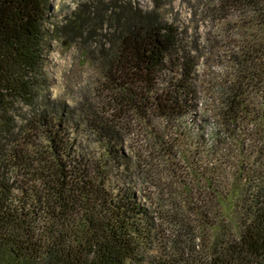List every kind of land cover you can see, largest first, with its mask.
Returning a JSON list of instances; mask_svg holds the SVG:
<instances>
[{"label": "trees", "instance_id": "obj_1", "mask_svg": "<svg viewBox=\"0 0 264 264\" xmlns=\"http://www.w3.org/2000/svg\"><path fill=\"white\" fill-rule=\"evenodd\" d=\"M50 2L0 0V138L13 142L0 146V264H264V0H209L225 44L204 120L200 50L158 0L150 10L112 0L103 15L112 112L56 107L44 94ZM92 14L79 17L77 39L98 24ZM21 106L34 112L17 136ZM132 122L166 163L191 172L192 198L160 219L134 194L124 139ZM146 177L173 193L175 181ZM156 240L165 253L146 261Z\"/></svg>", "mask_w": 264, "mask_h": 264}, {"label": "rangeland", "instance_id": "obj_2", "mask_svg": "<svg viewBox=\"0 0 264 264\" xmlns=\"http://www.w3.org/2000/svg\"><path fill=\"white\" fill-rule=\"evenodd\" d=\"M110 1L112 0H51L50 2L46 23L49 47L45 72L47 87L44 94L58 108L63 105L68 111L75 113L92 108L105 117L112 112L113 108L105 87L102 59L99 55L100 48L107 43L106 38L100 35L108 33L106 30L109 26L102 18L109 8ZM126 1L150 10L154 8L157 0ZM158 2L163 5V13L166 17L178 21L187 43L192 48L200 50L201 68L197 77L198 115L201 120H204L210 114V109L214 107L213 95L217 91L215 81L218 75L222 76L223 73L217 62L224 54L223 45L225 44L217 40L216 36L220 16L215 15L210 6H207L209 0H158ZM97 12L101 14L99 15L101 18L97 20L96 26H91V34L77 39L79 33L82 34L78 25L80 21L83 17L87 15L91 17L90 14ZM206 109H208L207 113H205ZM33 112L29 107L21 106L20 110L13 115L15 128L18 129L17 136L22 134V128L26 125V121L33 117ZM124 136L127 141L128 155L132 159L131 183L138 202L150 207V210L160 219L161 214L165 216L167 210H170L171 203L183 204L185 200L192 198L188 182H186L191 172L185 168V163H180L178 166L166 163L167 158L160 153L158 147L152 145L149 130L144 128L143 124L132 122L124 131ZM17 140L20 142V139ZM88 140L91 141L90 149L96 152L95 137L91 135ZM12 145L11 140L6 141L5 138H0L1 148H11ZM151 171L165 184L175 181L173 193L157 187L155 180V184H152L146 177ZM233 201L234 196L224 201L223 208L227 216L232 213ZM168 202L170 204L166 205ZM161 229L157 231L158 238L164 240L169 237V234L165 232L166 227L163 226ZM156 242L150 245L151 249H148L147 253L143 252L146 261L154 262L155 257L159 260L160 254L165 253L159 248L162 241L156 240Z\"/></svg>", "mask_w": 264, "mask_h": 264}]
</instances>
